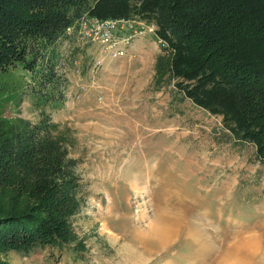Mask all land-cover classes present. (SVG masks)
I'll return each mask as SVG.
<instances>
[{
	"label": "rangeland",
	"instance_id": "374dc122",
	"mask_svg": "<svg viewBox=\"0 0 264 264\" xmlns=\"http://www.w3.org/2000/svg\"><path fill=\"white\" fill-rule=\"evenodd\" d=\"M82 16L17 38L15 63L0 50L2 119L68 133L63 232L29 212L0 264H264V155L183 94L155 31L125 18L112 33L136 40L111 57Z\"/></svg>",
	"mask_w": 264,
	"mask_h": 264
},
{
	"label": "trees",
	"instance_id": "16d2710c",
	"mask_svg": "<svg viewBox=\"0 0 264 264\" xmlns=\"http://www.w3.org/2000/svg\"><path fill=\"white\" fill-rule=\"evenodd\" d=\"M83 14L155 22L183 94L220 114L264 155V0H0V50L13 63L17 38L52 39ZM34 134L29 121L8 124L0 116V232L27 229L28 222L40 227L35 218L24 219L35 211L64 230L67 207L58 204L57 189L67 174L60 159L68 133L54 128Z\"/></svg>",
	"mask_w": 264,
	"mask_h": 264
},
{
	"label": "built area",
	"instance_id": "2783aa9c",
	"mask_svg": "<svg viewBox=\"0 0 264 264\" xmlns=\"http://www.w3.org/2000/svg\"><path fill=\"white\" fill-rule=\"evenodd\" d=\"M82 23L85 22H92L90 31L91 33H88V37H92L95 39H99L101 43L104 45L105 48L108 47V50L110 51L111 57H118L121 55H125L127 52L128 47H130L134 41L136 40L135 33L126 35L124 34L123 36H120L116 38L113 33L112 29L114 27H117L120 23H128L129 21L126 20L125 18L122 19H99L93 16H88L84 15L80 18ZM140 25L135 22L136 27L140 26L138 30H140V34L142 35L155 31L156 30V25H154L152 22H145L140 19ZM146 23V24H144ZM136 30V29H135ZM84 33V30H81Z\"/></svg>",
	"mask_w": 264,
	"mask_h": 264
},
{
	"label": "bare ground",
	"instance_id": "6f19581e",
	"mask_svg": "<svg viewBox=\"0 0 264 264\" xmlns=\"http://www.w3.org/2000/svg\"><path fill=\"white\" fill-rule=\"evenodd\" d=\"M167 230H169V229H164L163 232L165 233V232H167ZM170 234L172 235V233H170ZM170 234L168 235V237L170 236Z\"/></svg>",
	"mask_w": 264,
	"mask_h": 264
}]
</instances>
